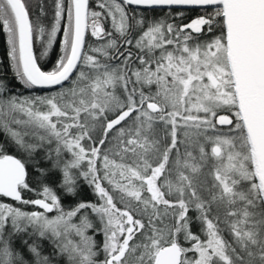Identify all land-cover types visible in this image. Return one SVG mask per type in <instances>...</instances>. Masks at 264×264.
<instances>
[{
    "label": "snow or ice",
    "instance_id": "6c2138e0",
    "mask_svg": "<svg viewBox=\"0 0 264 264\" xmlns=\"http://www.w3.org/2000/svg\"><path fill=\"white\" fill-rule=\"evenodd\" d=\"M0 34V264H264V0H0Z\"/></svg>",
    "mask_w": 264,
    "mask_h": 264
},
{
    "label": "trees",
    "instance_id": "16d2710c",
    "mask_svg": "<svg viewBox=\"0 0 264 264\" xmlns=\"http://www.w3.org/2000/svg\"><path fill=\"white\" fill-rule=\"evenodd\" d=\"M33 3H35V0H32ZM199 13L196 11L190 12L188 15L189 17H194L196 15H198ZM154 15H162V13H156ZM6 50V37L3 34H0V57H3L4 53ZM55 56H56V50H53V53L50 55V58L48 61L45 62V67L50 68L52 62H54L55 60ZM9 78H11V73H8ZM18 90L23 91L22 89H19V86H17ZM28 94V93H25ZM45 167H47L48 165H44ZM60 174L59 172H53L50 175V180L49 183L51 184V186L56 189L58 182L60 180ZM81 199H88V200H94L95 197L91 194L90 190H88L87 188L84 189L82 195H81ZM70 200V198L65 197L62 200V203H67ZM191 214V213H190ZM193 228H195V226H193ZM47 244V243H46Z\"/></svg>",
    "mask_w": 264,
    "mask_h": 264
},
{
    "label": "flooded vegetation",
    "instance_id": "af4514ba",
    "mask_svg": "<svg viewBox=\"0 0 264 264\" xmlns=\"http://www.w3.org/2000/svg\"><path fill=\"white\" fill-rule=\"evenodd\" d=\"M29 210H30V209H29ZM193 230L195 231L196 228H193ZM96 239H97V241H98V243H99V241H100L101 238H100L99 236H97ZM99 258H102V255H101V257H99Z\"/></svg>",
    "mask_w": 264,
    "mask_h": 264
},
{
    "label": "rangeland",
    "instance_id": "374dc122",
    "mask_svg": "<svg viewBox=\"0 0 264 264\" xmlns=\"http://www.w3.org/2000/svg\"><path fill=\"white\" fill-rule=\"evenodd\" d=\"M48 245L45 243V250H47Z\"/></svg>",
    "mask_w": 264,
    "mask_h": 264
}]
</instances>
